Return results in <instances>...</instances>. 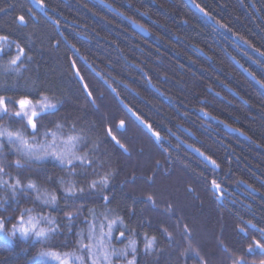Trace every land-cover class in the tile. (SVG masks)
<instances>
[{
    "label": "trees",
    "instance_id": "16d2710c",
    "mask_svg": "<svg viewBox=\"0 0 264 264\" xmlns=\"http://www.w3.org/2000/svg\"><path fill=\"white\" fill-rule=\"evenodd\" d=\"M103 1L144 27L149 36L138 33L129 21L96 0H44L43 7L36 0H0V9L4 10L0 11V34L8 35L12 42L11 49L0 58V65L15 54L16 42L30 48L33 57L28 71L20 77L0 73V82L19 85L7 93L0 90V94L16 98L35 82L36 87L50 89L64 101L57 116L46 118L45 124L49 119L71 114L78 126L90 129L92 138H103L104 129L113 127V134L129 152L124 153L109 141L102 146L116 171L108 193L112 197L109 207L136 231L138 264H198L196 259L180 255L189 243L208 264H230L229 253L243 255L245 264H260L264 253L252 242L249 224L264 229V0H191L212 20L198 13L187 0ZM19 15L25 16L26 23L18 21ZM71 61H75L93 93L95 105L74 75ZM123 84L139 94L136 97L129 93L128 105L139 120L119 102L128 92ZM121 120L126 127L117 131L115 126ZM147 125L165 137L163 144L172 136L183 140L180 127L193 132L203 140L205 153L220 167L208 169L203 178L195 163L171 155L167 144L161 148ZM225 125L245 137L228 132ZM9 126L12 130L21 127L19 123ZM215 134L223 138L217 139ZM8 147L0 156L7 155L9 161L17 159L7 154ZM8 171L13 176L19 172L15 168ZM47 176L78 180L69 178L52 161L28 166L20 178L26 182L31 177L41 188L60 196L61 186L49 184ZM150 176H154L152 182L148 181ZM213 178L237 189L239 195L234 202L222 204L215 199L210 189ZM243 185L255 194L243 190ZM189 187L194 191L189 192ZM148 194L154 196L155 207L141 203ZM85 199L87 207L95 208L100 216L103 202L87 194ZM20 200V207L37 206L23 197ZM69 204L71 208L65 210L79 207L78 201ZM169 204L173 206L171 213ZM133 210L135 214L130 215ZM4 214L15 215L11 207ZM51 214L61 221L62 235L47 244L23 240L19 235L11 241L0 239V264H46L37 253L42 248H59L65 242L68 247L59 250L72 251L75 236L68 235L63 212ZM86 215L77 218L73 231L87 228L81 223ZM177 218L191 230L188 239L175 228ZM164 226L173 232L171 243L158 230ZM238 226L246 231H238ZM145 232L157 236L151 253L143 248ZM125 237L132 238L129 232ZM113 244L125 247L127 239H114ZM249 244L253 245L251 252ZM119 261L122 259L113 257L112 264Z\"/></svg>",
    "mask_w": 264,
    "mask_h": 264
},
{
    "label": "snow or ice",
    "instance_id": "6c2138e0",
    "mask_svg": "<svg viewBox=\"0 0 264 264\" xmlns=\"http://www.w3.org/2000/svg\"><path fill=\"white\" fill-rule=\"evenodd\" d=\"M42 7L44 0H36ZM0 11H4L0 9ZM203 11V9H201ZM21 23H26L25 16L17 17ZM57 23H59L57 21ZM66 39V38H65ZM11 43L8 35L0 34V58L6 55V50L11 49ZM59 41L56 42L58 46ZM74 47V46H73ZM30 48L15 43V54L7 60L5 65H0V73L4 75L22 76L23 72L28 71L27 65L32 62L33 57L29 54ZM78 52V50H77ZM264 55V53H261ZM71 66L75 68V61H71ZM74 75L82 81L79 71ZM18 83L0 82V90L7 93L9 90L18 89ZM82 88L90 102L95 105L92 99L93 93L88 90L86 84ZM113 91H115L113 89ZM64 101L58 98L50 89L33 86L28 88L23 94L16 98L12 95L0 94V121H7V124H0V153H3L5 146L8 147L10 155L18 157L14 160H7V155L0 156V192L5 195L0 196V239L11 241L19 235L23 240L33 239L39 243L47 244L52 239L63 234L61 221L52 212H63L62 219L67 221L68 235H74L75 240L72 251H61L59 249L67 248L68 243H62L56 249H41L37 255L44 258L46 264H112L113 257L125 260L126 264H138L137 233L125 224L124 219L110 208L112 197L108 194L111 191V183L115 178L116 171L112 168L110 156L102 146L105 141H109L122 150L124 153L129 152V148L121 143L117 135L113 134V127L108 126L104 129V137L92 138L89 135L90 129L84 126H78L77 120L72 119L71 114L61 116L56 120L44 121L48 117L57 116L63 107ZM139 119V117H137ZM19 123L21 127L12 130L10 124ZM126 127L124 120L119 121L115 126L119 131ZM151 135L156 142H162L165 137L159 131L152 129L147 125ZM163 148V144L160 143ZM190 147V146H189ZM167 151V149H164ZM200 156L203 152L195 149ZM213 165V168H219L220 165L210 156L205 157ZM52 161L55 166L59 167L66 173L69 178L76 177L84 183H78V180L64 178L54 179L51 176L45 177L49 184H59L61 194L57 196L54 191L47 188H41L37 180L31 177L26 182L22 181L20 175L32 164H45ZM159 168L160 162H156ZM15 168L19 170L18 174L13 176L8 169ZM4 177H8L5 179ZM154 176L148 177L152 182ZM135 177L132 178L134 182ZM210 189L217 199H224L228 188L223 181L215 178L210 181ZM188 191H194L191 187ZM34 194V195H33ZM85 194L88 197L97 196L103 202L104 211L97 216L96 209L87 207ZM218 194V195H217ZM20 197L25 201H31L36 207H20ZM11 200V204L9 201ZM61 200L64 202L61 205ZM73 203L79 202V207L74 210L70 209ZM135 203V201H134ZM141 203L156 206V200L152 194H148ZM14 205V207H13ZM12 208L15 215H5L8 208ZM168 212L171 213L173 206H167ZM45 209L48 211L46 212ZM87 212L81 223L87 225V228L74 230V222L78 217ZM134 215V210L129 213ZM102 217V219L100 218ZM91 218V219H89ZM181 218H177L175 228L181 229L185 239L191 235L188 225L181 224ZM15 221V222H13ZM143 223V222H142ZM11 225L8 228V225ZM253 227H255L253 225ZM123 229V230H120ZM164 238L173 242V232L169 231L167 226L158 229ZM238 231L245 232V227L238 226ZM264 233V229L260 230ZM118 235L114 236V233ZM129 232L132 238L125 237ZM122 238L127 239L124 248H116L113 240L122 242ZM256 247L264 250V244L253 238ZM87 241V243L85 242ZM223 247V241H220ZM157 245V236L143 234V248L145 253H151ZM253 250V245H248V251ZM129 251L131 258H128ZM227 252V249L224 248ZM191 254V255H190ZM185 259L194 258L198 264H208V260L200 252L194 249L189 243L181 253ZM227 259L230 264H245L243 255L233 256L228 254ZM264 264V260L260 262Z\"/></svg>",
    "mask_w": 264,
    "mask_h": 264
},
{
    "label": "flooded vegetation",
    "instance_id": "af4514ba",
    "mask_svg": "<svg viewBox=\"0 0 264 264\" xmlns=\"http://www.w3.org/2000/svg\"><path fill=\"white\" fill-rule=\"evenodd\" d=\"M188 2V1H187ZM189 3V2H188ZM199 13V12H198ZM201 14V13H200ZM204 17L208 18L209 20H212L208 15L201 14ZM122 16V15H121ZM124 16V15H123ZM122 16V17H123ZM124 18V17H123ZM125 19L127 21H129L131 24L133 21H131L129 18H127L125 16ZM133 26V25H132ZM134 28V27H133ZM135 29V28H134ZM136 30V29H135ZM138 33H141L143 35V32H140L138 30H136ZM81 36V35H79ZM149 36V35H146ZM82 37V36H81ZM83 38V37H82ZM221 41V38H220ZM141 46V45H140ZM138 49L140 50V47H138ZM75 72V71H74ZM148 84L149 87L154 91V93L156 94V88L152 85V83L150 82V80H148ZM82 85V84H81ZM127 94L125 95V99L124 101H119L121 105H130L131 101H130V97H129V93L135 95L136 97H139V94L134 91L133 89H131L127 84H123ZM132 105H137V103H133ZM129 107V106H128ZM130 108V107H129ZM202 112V111H200ZM200 112H198L200 114ZM201 115V114H200ZM137 116V115H136ZM202 116V115H201ZM138 117V116H137ZM203 117V116H202ZM139 120V119H137ZM202 125V124H201ZM183 131V134L181 135L183 140L177 138L176 136H172L173 138H169L168 139V143L167 146L169 147L168 152L173 155V156H180L181 158L184 157V159L188 162H190V164L192 165L193 163H195L194 167H196L197 169L199 168L201 170V172L203 173V178H205V176L207 175V171L208 169H217L218 168H212L210 167L202 158H200V156L194 152L190 147L195 148V149H199L200 152H203L207 157H209L205 151L202 149V144L204 143L202 139L198 138L193 132L189 131V130H184L182 127H180ZM216 138H223L222 134H215ZM162 143V142H161ZM163 144V143H162ZM166 144H163L164 146H166ZM213 159V158H212ZM219 182V181H218ZM224 183V182H223ZM224 185L228 188V192L225 193V198L224 199H217L216 196L214 195L215 199L220 202V203H224V202H234L236 200V195H239V193L237 192V189L232 187L231 184H227L224 183ZM232 187V188H231ZM251 190H249L247 188V185H243V190L245 191H250L251 193L255 194V191H253V189L251 187H249ZM218 195V194H217ZM204 196H207V189L204 191ZM205 198V197H204ZM249 224V228L252 230L253 236L255 238V240H259L262 244H264V233H262L260 230L261 228L255 226L253 227V225ZM252 242L254 243V240L252 239ZM255 244V243H254ZM256 246V245H255ZM257 249L261 250L264 253V250L260 249L257 247Z\"/></svg>",
    "mask_w": 264,
    "mask_h": 264
},
{
    "label": "water",
    "instance_id": "95a60500",
    "mask_svg": "<svg viewBox=\"0 0 264 264\" xmlns=\"http://www.w3.org/2000/svg\"><path fill=\"white\" fill-rule=\"evenodd\" d=\"M96 1H98L99 3H101L102 5H104L105 7H107L109 10H111V11H113L114 13H117V14H119V15H122L120 12H118L115 8H113L110 4H108L107 2H105V1H103V0H96ZM188 2H189V4L197 11V12H199V13H201V14H204V12L203 11H201V9L199 8V7H197L191 0H187ZM123 16V15H122ZM124 18H125V16H123ZM132 25H133V27L136 29V30H138V31H140V32H143L144 34H146V35H149V33L147 32V30L144 28V27H142L141 25H139V24H136V23H134V22H132ZM78 69L76 68V66H75V68H74V71H77ZM80 73V72H79ZM247 73V75H249L250 76V74L248 73V72H246ZM80 77H82L81 76V74H80ZM253 78V77H252ZM79 81H80V83L81 84H85V82H84V80H83V78H82V81L79 79V78H77ZM254 79V78H253ZM234 93V92H233ZM235 94V93H234ZM235 96H237L236 94H235ZM238 97V96H237ZM92 99H93V97H92ZM123 106V108L129 113V115L130 116H132L135 120H137V116H136V114L127 106V105H122ZM201 114L203 115V112H201ZM209 116L208 115H205V118H208ZM184 130H186L185 128H183ZM225 129L228 131V132H230V133H237V134H239V135H241V136H243V137H245V135H243L240 131H238V130H236V129H234V128H231L230 126H227V125H225ZM187 131V130H186ZM189 148H191L194 152H196L195 151V148H192V147H189ZM197 153V152H196ZM198 155H199V153H197ZM200 156V155H199ZM205 157H207L205 154H204V156H200V158H202L210 167H212L213 168V165L209 162V160H207V159H205ZM247 188L249 189V190H251L248 186H247ZM251 226V225H250Z\"/></svg>",
    "mask_w": 264,
    "mask_h": 264
},
{
    "label": "rangeland",
    "instance_id": "374dc122",
    "mask_svg": "<svg viewBox=\"0 0 264 264\" xmlns=\"http://www.w3.org/2000/svg\"><path fill=\"white\" fill-rule=\"evenodd\" d=\"M100 218H102V217H100ZM136 236H137V235H136ZM134 238L137 240V248H138V245H139L138 239H137V237H134ZM118 248H119V247H118ZM122 248H124V247H122ZM38 259H39V260H42L43 262L46 263V261H45L44 258H41V257L38 256ZM117 264H126V262H125V260L122 259V261H119Z\"/></svg>",
    "mask_w": 264,
    "mask_h": 264
},
{
    "label": "bare ground",
    "instance_id": "6f19581e",
    "mask_svg": "<svg viewBox=\"0 0 264 264\" xmlns=\"http://www.w3.org/2000/svg\"><path fill=\"white\" fill-rule=\"evenodd\" d=\"M76 66V65H75ZM77 68V67H76ZM78 69V68H77ZM79 71V70H78ZM89 90V89H88Z\"/></svg>",
    "mask_w": 264,
    "mask_h": 264
}]
</instances>
